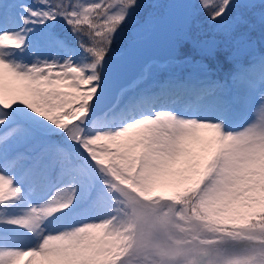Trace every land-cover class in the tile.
<instances>
[{
    "label": "rangeland",
    "instance_id": "rangeland-1",
    "mask_svg": "<svg viewBox=\"0 0 264 264\" xmlns=\"http://www.w3.org/2000/svg\"><path fill=\"white\" fill-rule=\"evenodd\" d=\"M166 1L0 0V264H264V0H190L78 120Z\"/></svg>",
    "mask_w": 264,
    "mask_h": 264
},
{
    "label": "water",
    "instance_id": "water-1",
    "mask_svg": "<svg viewBox=\"0 0 264 264\" xmlns=\"http://www.w3.org/2000/svg\"><path fill=\"white\" fill-rule=\"evenodd\" d=\"M189 3L190 0H167L163 14L154 16L150 31L143 36L130 39L121 52L99 57L102 87L94 97L93 110L80 114L79 121L84 123L86 114L100 113L110 106L116 99L119 89L129 84L145 60L166 59L176 55V40L167 34L186 14Z\"/></svg>",
    "mask_w": 264,
    "mask_h": 264
},
{
    "label": "bare ground",
    "instance_id": "bare-ground-1",
    "mask_svg": "<svg viewBox=\"0 0 264 264\" xmlns=\"http://www.w3.org/2000/svg\"><path fill=\"white\" fill-rule=\"evenodd\" d=\"M199 65V64H198ZM76 66V65H75ZM201 66V65H200ZM195 67V66H194ZM156 68V67H155ZM196 68V67H195ZM72 69V68H71ZM168 69V68H167ZM194 69V68H193ZM197 69V68H196ZM202 69V68H201ZM149 70V69H148ZM151 71H153V70H151ZM165 71V70H164ZM75 72V71H74ZM157 73V72H156ZM169 73V72H168ZM174 73V72H173ZM203 73V72H202ZM147 74V73H146ZM189 74V73H188ZM201 75V74H200ZM203 75V74H202ZM148 76V75H147ZM153 76V75H152ZM157 76V75H156ZM199 76V75H198ZM151 77V76H150ZM153 79V78H152ZM155 79V78H154ZM166 79H167V77H166ZM191 79V78H190ZM178 80V79H177ZM153 81V80H152ZM144 85V84H143ZM140 86V85H139ZM148 86V85H147ZM169 86V85H168ZM167 88V87H166ZM137 89V88H136ZM143 89H145V88H143ZM147 90V89H146ZM130 92H131V95H133L132 93V91L130 90ZM144 93V92H143ZM123 94V93H122ZM142 94V93H141ZM120 95L121 94H119V97H120ZM124 95V94H123ZM138 95V94H137ZM135 96V95H134ZM170 96V95H169ZM168 96V97H169ZM126 97V96H125ZM131 97V96H130ZM119 99V98H118ZM133 99V98H132ZM120 101V100H119ZM126 101V100H125ZM181 102V101H180ZM131 104V103H130ZM178 104V103H177ZM180 104V103H179ZM182 104V103H181ZM192 106V105H191ZM193 107V106H192ZM115 109V108H114ZM177 109V108H176ZM179 109V112L177 111V110H175L176 112H178V115H179V117H180V120H179V123L181 124V123H184V124H186L185 126L186 127H188L187 125H189V126H195V127H205L204 128V131H206L207 129V127H208V125H207V123H205L204 121H201V120H197V119H194L193 117H188V115L186 114V110L187 109H184L183 107L182 108H178ZM119 111V110H118ZM187 111H189L190 112V110H187ZM127 112V111H126ZM189 114V113H188ZM193 113H191V115H192ZM194 115H196V114H194ZM126 116V115H125ZM126 120H127V118H126ZM239 120V119H238ZM214 127V126H213ZM192 128V127H191ZM212 128V127H211ZM189 130H190V127H189ZM193 130V129H192ZM203 130V129H202ZM208 130H210V129H208ZM208 130H207V134H209L208 133ZM197 131V129H195V132ZM199 131H200V129H199ZM202 132V131H201ZM199 133V132H198ZM205 133V134H206ZM200 134V133H199ZM205 136V135H204ZM202 138H203V136H202ZM205 138V137H204ZM56 153V152H55ZM63 154V153H62ZM127 154V153H126ZM64 155V154H63ZM63 157V156H62ZM63 162V161H62ZM58 186V185H57ZM61 187V186H60ZM58 190V189H57ZM52 191V190H51ZM56 192V191H55ZM53 194V193H52ZM55 195V194H54ZM101 198V197H100ZM69 200V199H68ZM79 201V200H78ZM32 202V201H31ZM47 202V201H46ZM64 203V202H63ZM81 204V203H80ZM92 204V203H91ZM63 205V204H62ZM68 205V204H67ZM66 205V206H67ZM93 206V205H92ZM91 223V222H90Z\"/></svg>",
    "mask_w": 264,
    "mask_h": 264
},
{
    "label": "trees",
    "instance_id": "trees-1",
    "mask_svg": "<svg viewBox=\"0 0 264 264\" xmlns=\"http://www.w3.org/2000/svg\"><path fill=\"white\" fill-rule=\"evenodd\" d=\"M78 26V25H77ZM181 49H183L182 47H181ZM259 68H261V67H259Z\"/></svg>",
    "mask_w": 264,
    "mask_h": 264
}]
</instances>
